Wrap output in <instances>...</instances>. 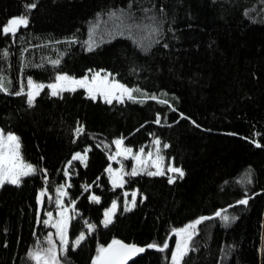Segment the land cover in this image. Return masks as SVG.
Returning a JSON list of instances; mask_svg holds the SVG:
<instances>
[{"label": "trees", "instance_id": "obj_1", "mask_svg": "<svg viewBox=\"0 0 264 264\" xmlns=\"http://www.w3.org/2000/svg\"><path fill=\"white\" fill-rule=\"evenodd\" d=\"M120 10L142 27L129 34L109 16ZM20 16L28 24L15 36L0 31V53L8 54H0L8 89L0 92V130L19 138L37 172L0 187V264H35L29 254L46 249L49 234L55 242L45 212L66 173L71 216L61 264H93L113 240L147 248L130 264H172L173 230L202 217L181 264H264V0H0V26ZM99 71L139 89L137 102L109 104L82 89L50 94L58 75ZM29 79L45 86L31 107L15 95ZM117 139L135 151L159 139L163 166L183 177L127 174L114 188L106 170ZM85 151L84 166L72 159ZM134 191L135 207L125 211V193ZM165 242L163 252L148 247Z\"/></svg>", "mask_w": 264, "mask_h": 264}, {"label": "snow or ice", "instance_id": "obj_2", "mask_svg": "<svg viewBox=\"0 0 264 264\" xmlns=\"http://www.w3.org/2000/svg\"><path fill=\"white\" fill-rule=\"evenodd\" d=\"M35 3L27 5L26 8L31 10L35 8ZM129 9H131V4L129 5ZM147 12V9L144 10ZM110 18L114 19L117 24L123 28H126L129 32L133 29H140L142 25L137 24L134 20V14L131 11L124 12L120 10L119 13L111 12L109 14ZM153 21L155 17H151ZM28 20L26 16H20L18 18L10 19L6 22L5 25L0 26V31L3 34H11L12 36L16 35L20 26H27ZM155 32V29L152 30ZM121 35L124 34L122 31ZM91 47V46H90ZM2 54L4 57H7V51H3ZM54 65L58 64L59 61H53ZM6 77L0 72V92L8 93V89L5 86ZM99 81V84H97ZM26 87L28 88L27 93L24 92V88L22 87L20 91L16 92L15 95H26L27 96V103L29 107L34 105L35 98L39 95L40 91L43 90L45 87L43 84H35L31 79L27 81ZM51 89L52 96H58L64 91H75L76 87L86 88L90 98L96 99V95L99 94L103 96L106 103H112L113 100H117L123 103L124 98L126 97L128 100L133 102L136 101V97L133 95L134 92H139V89H129L119 83L114 81H109L108 76L105 75L102 79L99 73H96L92 77L91 83L88 81L87 78L76 80L74 78H70L66 75H58L56 77V83L48 85ZM152 99H156V97H151ZM156 123H160L159 116L157 117ZM77 134L83 132V128L79 127L76 129ZM156 145V155L155 159H152L153 154L151 152L147 153L146 158L144 157V149L141 148L139 154L133 155L131 148H122L121 145L123 144V140L119 139L115 141L117 148L120 149L117 151L116 155L119 156L124 154L125 156H131L137 162V165L140 167H134L128 175H138L141 173L147 174L149 176H157V175H164L165 172L162 167L163 157L160 155V145L161 141L159 139L154 140L153 142ZM258 147L260 145H257ZM164 148H167L168 145H163ZM73 160H80L81 162H85L87 159L86 154L81 155L77 153L75 156L72 157ZM149 161L151 163L149 164ZM149 167L155 168V171H149ZM170 172L178 173L180 177H183L184 173L181 169L175 167H169L167 169ZM110 174V178L112 180L113 187H123V175L120 173H113L111 167L107 169ZM37 169L34 168L32 165L27 164L23 161L22 156L20 154V142L19 138L13 134H5L3 131H0V187L7 184H12L15 186H19L22 182L23 177H27L30 175H35ZM67 175V173H66ZM173 177H169V183H173ZM71 185H69L70 187ZM59 195L63 196L67 193L64 192L63 186L57 189ZM45 193L42 191L40 193V197L43 198ZM128 194L125 193V196ZM136 193H132V201L131 207H135L136 202ZM91 199L96 203H99V198L96 196H92ZM42 203V199L40 201ZM127 203V201H126ZM241 204H247V200L239 201ZM56 205L60 209L59 215L60 219L55 221L54 223H50L52 221V213H48V220L44 221V224L56 229V237L58 238L59 244V252L57 250V245L53 240L51 234L47 237V245L46 249L36 251L29 254V258L35 261V264H61V260L59 259V255L65 254L68 251L69 240H68V224H69V217L66 215L67 209L63 208L62 202L60 199L56 200ZM131 207H126L125 211H130ZM117 208V204L114 201L112 204L111 209L104 213V221L103 224L107 227L110 223H112V218L115 215V210ZM217 217H220L225 223L229 221L228 215L218 211L216 213ZM204 219L195 221L193 224H189L185 228L179 230H173L174 235L179 237L176 241L175 250L171 253V261L172 264H181L184 256L187 255L188 251L190 250V241L192 239V232L190 230H195L196 225L200 224ZM87 224V222H86ZM89 232L94 229V225L87 224ZM85 239V234L81 233L79 237L73 242V247H78L80 243ZM148 247L156 248L158 251H165L168 249V244L165 242L162 246H158L157 244L153 243L148 245ZM144 248L137 247L135 245H128L122 243L119 240H113L112 243L108 247H100L97 249V257L93 261V264H127V261L139 252H143Z\"/></svg>", "mask_w": 264, "mask_h": 264}, {"label": "rangeland", "instance_id": "obj_3", "mask_svg": "<svg viewBox=\"0 0 264 264\" xmlns=\"http://www.w3.org/2000/svg\"><path fill=\"white\" fill-rule=\"evenodd\" d=\"M96 73H99L100 74V77H101V79L105 76V75H107L108 76V79H109V81L111 82V81H114V82H116V83H119V82H117L116 80H114V78L108 73V72H91L90 74H88V75H86V76H84V77H82V78H74V79H76V80H81V79H84V78H87L88 79V81L91 83V81H92V77L96 74ZM67 76V75H66ZM69 77V76H68ZM70 78H72V77H70ZM54 83H56V80H55V82ZM53 84V83H52ZM97 84H99V81H97ZM119 84H121V83H119ZM51 85V84H50ZM121 85H123V84H121ZM123 86H125V85H123ZM126 87V86H125ZM128 88V87H127ZM48 89H49V91H50V94H51V89L48 87ZM78 89H82V90H84L87 94H88V96H89V93H88V91H87V89L86 88H82V87H76V90H78ZM130 89V88H129ZM27 91H28V88H27ZM65 92V91H64ZM27 93V92H26ZM96 98H99V99H101V100H103V101H105L104 100V98H103V96H101V95H99V94H97L96 95ZM127 98L125 97L124 98V100H126ZM113 101H117V100H113ZM112 101V102H113ZM119 102V101H118ZM1 131V130H0ZM14 135V134H13ZM16 136V135H15ZM117 140H119V139H117ZM116 141V140H115ZM122 148H128V147H125L123 144L121 145V149ZM132 149V148H131ZM120 149H118L117 148V145L115 144V152L110 156V165H109V167H111L112 168V170H113V173H120V174H122L123 175V181H125V177H126V175H127V171H126V169H125V165H124V160H127V161H130V163H131V168H130V172L132 171V169L134 168V167H140V166H138L137 165V162L134 160V159H132V157L129 155V156H125L124 154H121V155H119V156H117L116 155V153H117V151H119ZM139 152H140V150H137V151H135L134 149H132V153H133V155H136V154H139ZM149 152H151L152 154H153V156H152V159H155V155H156V145L153 143V146L149 149V150H146V151H144V157H142V158H146V156H147V153H149ZM79 154H81V155H85L86 154V156H87V151H85V152H78ZM20 154H21V152H20ZM77 153H75L74 154V156L76 155ZM24 161V160H23ZM75 161H79L80 163H82V165L84 166L85 164H86V161H87V159H86V161L85 162H81L80 160H75ZM25 162V161H24ZM26 163V162H25ZM151 163V161H149V164ZM31 165V164H30ZM33 166V165H32ZM34 167V166H33ZM108 167V168H109ZM162 167H163V170L164 171H166V173L168 174V176L169 177H173V179H174V176L177 174V175H179L178 173H173V172H170V171H168L167 169L169 168V167H174L172 164H169V166L168 167H164L163 166V164H162ZM35 168V167H34ZM107 168V169H108ZM149 171H155L156 169L155 168H151V167H149V169H148ZM106 173H107V176L109 177V180H110V183H111V185L113 186V184H112V180H111V178H110V174H109V172L106 170ZM157 176H159V175H157ZM24 178V177H23ZM22 178V179H23ZM68 180H69V175L67 174L66 175V182L65 183H62L61 185H59L58 187H57V189L58 188H61L62 186H63V190H64V192H66V186H67V182H68ZM7 184V183H6ZM12 185V184H11ZM123 185H124V183H123ZM115 188H117V187H115ZM57 189L55 190V192H54V194H53V197H52V200L50 199V197L48 198V200H47V206H49L48 208H47V206H46V212H45V219H44V221L45 220H48V213H52V221L50 222V223H54L55 221H57V220H59L60 219V215H59V212H60V209L57 207V205H56V200L57 199H60L61 200V202H62V205H63V208H65V209H67L68 211L66 212V215L69 217V220H70V208L69 207H67L65 204H64V198H65V196L66 195H63V196H61V195H59V193L57 192ZM42 192V191H41ZM40 192V193H41ZM135 193H136V191H134ZM133 192V193H134ZM137 194V193H136ZM137 196V195H136ZM126 201H127V203H126ZM131 201H132V194H131V196L130 197H126L125 196V208L126 207H131ZM116 202V204H117V208H116V210H115V213L117 212V210H118V203H117V201H115ZM112 204H113V202L111 203V205L109 206V208H107L106 210H105V212L106 211H108L109 209H111V207H112ZM133 207H131V209H132ZM104 212V213H105ZM114 217V216H113ZM201 219V218H200ZM112 220H113V218H112ZM199 220V219H198ZM103 221H104V215H103V219H102V222H101V224H102V226H104V224H103ZM197 221V220H196ZM204 221V220H203ZM193 223H195V221L194 222H192L191 224H193ZM199 225V224H198ZM198 225H196V228H195V230L193 231V230H190L191 232H192V239L194 238V236L196 235V233H197V228H198ZM46 226V225H45ZM46 227H48V228H51L52 230H53V233H54V239H55V243H56V245H57V248H58V252H59V244H60V242H59V240H58V238L56 237V229L55 228H52L51 226H50V224L48 225V226H46ZM105 227V226H104ZM175 238H176V240H175V245H174V248H173V250H172V252L175 250V247H176V241L179 239V237H177V236H175ZM192 239H191V241H192ZM191 241H190V246H191ZM48 247V246H47ZM46 247V248H47ZM43 250V249H42ZM38 251H40V250H38ZM172 262V261H171Z\"/></svg>", "mask_w": 264, "mask_h": 264}, {"label": "water", "instance_id": "obj_4", "mask_svg": "<svg viewBox=\"0 0 264 264\" xmlns=\"http://www.w3.org/2000/svg\"><path fill=\"white\" fill-rule=\"evenodd\" d=\"M123 243V242H122ZM126 244V243H125ZM128 245H135V244H128ZM135 246H137V247H141V246H138V245H135ZM141 248H144V251L143 252H139V253H137V254H135L134 256H132L128 261H127V264H130V263H132L134 260H136L138 257H141L144 253H145V251H146V247H141Z\"/></svg>", "mask_w": 264, "mask_h": 264}]
</instances>
